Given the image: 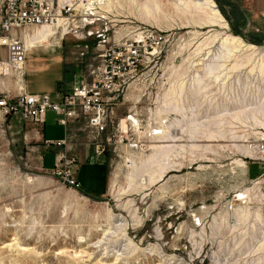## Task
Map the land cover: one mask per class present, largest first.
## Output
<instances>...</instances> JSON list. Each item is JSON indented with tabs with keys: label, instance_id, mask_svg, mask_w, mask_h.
<instances>
[{
	"label": "rangeland",
	"instance_id": "rangeland-1",
	"mask_svg": "<svg viewBox=\"0 0 264 264\" xmlns=\"http://www.w3.org/2000/svg\"><path fill=\"white\" fill-rule=\"evenodd\" d=\"M81 1L42 41L72 85L93 79L113 41L150 31L159 48L108 107L102 138L80 120L66 145H47L0 116V264H264V23L245 0H209L218 15L206 0ZM56 59L27 54L24 83L51 87ZM56 120L46 113V141L64 137ZM57 164L103 184L72 188Z\"/></svg>",
	"mask_w": 264,
	"mask_h": 264
},
{
	"label": "built area",
	"instance_id": "built-area-1",
	"mask_svg": "<svg viewBox=\"0 0 264 264\" xmlns=\"http://www.w3.org/2000/svg\"><path fill=\"white\" fill-rule=\"evenodd\" d=\"M80 1L57 2L54 8L48 0H0L2 118L16 116L22 122L39 128L44 123L46 113L52 111L57 116V123L65 130L70 124L84 120L93 137L102 138L105 134L110 111L108 107L124 92L141 67L156 55L160 42L154 33L139 32L132 38L102 46L93 79L72 85L59 102H53L47 94H28L24 90L28 49L25 37L21 34L30 28L52 27L57 24L58 17L67 22L74 13L72 5ZM108 142V138L97 142L96 149L102 152ZM256 149L264 155V141ZM53 173L68 186L79 187L71 169L57 164Z\"/></svg>",
	"mask_w": 264,
	"mask_h": 264
},
{
	"label": "crops",
	"instance_id": "crops-1",
	"mask_svg": "<svg viewBox=\"0 0 264 264\" xmlns=\"http://www.w3.org/2000/svg\"><path fill=\"white\" fill-rule=\"evenodd\" d=\"M241 1V0H236ZM249 3V11H250V16L252 18L253 22L256 23H264V0H251ZM27 33V34H26ZM38 33V29L35 30L33 33H29V32H24L23 34H21L22 36H24L25 38H27L28 41V53H33V54H39L41 55H48V54H54L55 56H57L56 59V71H57V75L55 77H53L52 82H51V87H30L27 86L24 83V90L26 93L28 94H47L50 96L51 100L53 102H59L61 100V96L66 93L72 86V84L70 83L71 81V68L70 66L67 65V61L66 59H64L61 54L60 51H58L57 49H54L52 46H45L43 45L46 42H42L44 40L39 39L40 36ZM53 37H56V35H52ZM51 38V36H49L48 38L45 39H49ZM34 41L35 44L30 45V43ZM43 45V46H42ZM2 54L1 50H0V55ZM30 58V56H29ZM31 69V68H30ZM30 69L28 68V70L30 71ZM46 68L40 65H35L33 66V71L35 73H42ZM37 77V75H35ZM46 117V116H45ZM11 120H18L21 121V119L19 117H10ZM45 122V120H44ZM56 124L61 127L62 129H64V127L60 126L57 121ZM43 128H44V123L43 125H41V127H39V130L41 131V142L44 141L45 144L48 142L50 144L56 145L58 143H60V145H56L58 147H62L64 145L67 144V134H66V130L64 129V137L60 138L57 141L52 142L51 140H45L42 132H43ZM86 154V153H85ZM90 155H87L86 160L90 159ZM81 180L83 181V185L81 183ZM80 183V186L84 189H86L89 193L93 194L94 192H96V190L98 189V187L103 184V178L99 176V173L91 169H89L88 166H86L85 168H83L81 166L79 173H78V180ZM90 187V189L88 188Z\"/></svg>",
	"mask_w": 264,
	"mask_h": 264
},
{
	"label": "bare ground",
	"instance_id": "bare-ground-1",
	"mask_svg": "<svg viewBox=\"0 0 264 264\" xmlns=\"http://www.w3.org/2000/svg\"><path fill=\"white\" fill-rule=\"evenodd\" d=\"M100 1H102V0H89L88 2L89 3H92V2H100ZM103 1H106V0H103ZM103 1L102 2H100L101 4L100 5H102L103 4ZM206 1H209V0H206ZM211 1V0H210ZM210 1H209V8L211 9V10H213V12L214 13H216L217 15L219 14L215 9H216V7H215V5H214V3H210ZM86 3H87V1H86ZM93 3V4H94ZM182 3V2H181ZM182 5H186V7L187 8H190V9H192V6H191V4H186V3H182ZM73 7H74V9H77V8H80V7H86V4H84L83 3V1H80V2H78V3H76V5H72ZM179 6V5H178ZM87 8V7H86ZM86 8H84V9H86ZM80 10V9H79ZM65 25V21L63 20V19H61V18H59L58 17V19H57V24L54 26V28H56V29H58L59 27L61 28V26H64ZM67 31V30H66ZM66 33H68V32H66ZM66 33H64V34H66ZM36 34H39V36H40V38L39 39H42V40H45V38H48L49 36H52V35H57L58 33H57V31L56 30H53L52 29V27H46V26H44V27H42V28H39L38 29V33H36ZM25 40H26V46H27V49L29 50V47H28V41H27V38H25ZM237 42H239L237 39H235ZM242 41V40H241ZM33 44H35L34 43V41H32L31 43H30V45H33ZM249 46V45H248ZM245 47H247L246 45H244L243 46V48H245ZM249 48V47H248ZM243 51V50H242ZM264 65V64H263ZM8 246H10V248L11 249H14V246L16 247L17 246V249L19 248V250H22V251H24V250H27V249H22V248H20L19 247V245H18V242H17V240L16 239H14V243H11L10 245H8ZM16 249V248H15Z\"/></svg>",
	"mask_w": 264,
	"mask_h": 264
}]
</instances>
